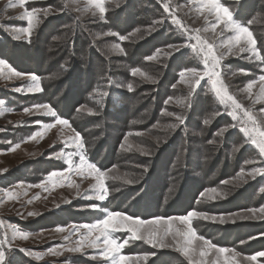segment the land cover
<instances>
[{"label": "rangeland", "instance_id": "374dc122", "mask_svg": "<svg viewBox=\"0 0 264 264\" xmlns=\"http://www.w3.org/2000/svg\"><path fill=\"white\" fill-rule=\"evenodd\" d=\"M232 1L240 0H220L234 14ZM25 7L41 10L30 41L26 34L14 39L20 29L27 27V21L20 18L25 9L17 0H0V101L4 102L0 105V251L5 254L0 264H113L102 256L104 237L99 229H92L93 239L100 236L97 247L68 249L77 247V242L88 234L86 226L96 225L108 213L147 221L185 216L191 211L209 217L192 220L197 237L229 250H210L201 257L199 253L205 246L195 239L193 261L264 264V257L248 259L264 251V176L251 175L254 169L264 168V155L240 130L246 120L243 110L234 109L230 102L222 103L207 77L192 92L179 75L188 69L205 71L203 54L191 47L198 43L197 37L212 44L220 56L228 52L223 44L233 34L222 24L212 31L215 15L198 11L194 0H103V19L88 0H33ZM46 9L50 10L47 16L43 11ZM258 13L249 22L255 27L264 16ZM61 16L75 22L76 30L81 27L86 32V46L100 58L91 57L92 64L85 66L81 76L75 73V67L67 75L63 66L61 71L51 72L60 83H68L66 91L46 100L44 80L48 83L45 75L51 66L42 67L43 54L24 51L32 60L18 63L20 69L7 58L20 60L17 55L23 50L19 45H30L36 36L42 42L41 48H46V38L53 43L57 39L58 43L66 35L54 39L52 32L65 33L69 27H55ZM253 35L255 38V31ZM69 44L77 53V43L70 39ZM117 44L122 52L113 50ZM241 46L246 44L242 42ZM257 49L259 59L233 47V54L224 56L217 70L228 93L264 127V81L260 80L264 76V56L258 45ZM4 51L6 58L1 55ZM150 56L156 58L148 60ZM31 63V69L42 75L30 71ZM94 65L103 67L97 71L103 76L90 90L85 84ZM136 69L139 72L133 74ZM31 75L38 78L40 91L29 90L36 87ZM185 79L194 82L190 73ZM249 83L253 85L251 94ZM157 102L160 110L155 108ZM45 105L55 111V117L47 114ZM59 106L67 107L68 112L77 109L71 118H64L57 113ZM57 118L67 120L69 125L56 123ZM205 120L209 122L205 124ZM172 124L177 126L170 128ZM222 129L226 131L218 134ZM77 133L83 149L77 146ZM198 145L197 154L202 150V156L208 158L204 171L212 176L196 168L200 162L190 164L188 169L185 166L184 161L191 155L190 151L185 154L186 150ZM88 147L96 158L103 159L104 170L88 159ZM81 156L86 164L106 174V199L96 198L95 174L87 168L77 170ZM145 173L149 176L144 177ZM118 206L122 208L116 209ZM172 224L180 231L186 228L179 221ZM14 230L27 233L28 238L14 235ZM111 235L124 244L120 255L129 258L127 264H192L175 250L179 237L169 235L166 243L171 247L159 249L133 239L126 230Z\"/></svg>", "mask_w": 264, "mask_h": 264}, {"label": "snow or ice", "instance_id": "6c2138e0", "mask_svg": "<svg viewBox=\"0 0 264 264\" xmlns=\"http://www.w3.org/2000/svg\"><path fill=\"white\" fill-rule=\"evenodd\" d=\"M20 7L24 8V13L20 17L22 19H25L27 21V27L20 29L18 35L14 36V39H20L21 34H26L29 37L32 29L36 26V23H38V13L41 11L39 9H33L31 11L27 10L25 5L29 2H33V0H17ZM194 2L198 5V11H207L208 14H214L216 23L211 24L212 31L216 30L217 24H222L223 28L229 32H231L233 35H231L227 41L224 42L223 46L228 49V52L217 56L213 50V45L210 43H207L204 40H201L199 37H197L198 43L191 45L192 49L196 51L198 54H203V63L205 65V71L203 73L198 72L196 69H188L186 72H181L179 75L181 77V81L184 83H189L190 88L192 92L195 91L196 87L200 85V82L205 77L208 78V81L211 83L212 88L216 95L220 98L222 103H228L230 102L234 109H241L244 111V115L246 117L245 120V126L242 127L240 130L249 138L250 142L259 149V152L261 155H264V127H261L258 123L255 116L251 114L248 110H244L242 108V105L237 102L235 97L230 95L227 91V86L224 84V81L221 79V73L217 70L219 68L220 62L222 59H224V56L228 54H233L232 49L233 47H239V52H250L253 55H255L258 59L260 58V52L257 49V41L254 38L253 32L250 31L249 27H246L240 23H237L233 19V13L228 8L225 7L220 0H194ZM89 5L94 6L98 9L100 18H104L105 8L103 7V0H88ZM15 6V5H13ZM167 7V5L165 6ZM44 15L47 16L49 14L50 10H43ZM207 19V17H205ZM174 23H178L177 21H173ZM138 31V30H137ZM223 34V33H221ZM120 40H124L125 37H119ZM242 42L246 44V46H241ZM175 49V51H179L180 49L176 46H170ZM113 50L116 51H123L120 46L114 45ZM160 50H157V55H159ZM156 56H150L147 59L153 60ZM0 65H3V61H0ZM243 71V70H241ZM139 72V69L134 70L133 74H136ZM190 73L193 77V81H188L185 79L186 75ZM14 75H20L19 73H13ZM143 75V73H140ZM235 74V73H234ZM30 79L36 83L35 89H29L34 91H40L39 87V80L35 75H31ZM261 81H264V76L260 77ZM252 83H249L247 86V89L250 90L252 88ZM129 89H131V85H129ZM251 94V93H250ZM261 94L264 95V87L261 88ZM4 102L0 101V105H3ZM47 110V114H50L52 116H56V113L54 110H52L49 106L45 105L43 106ZM25 111H29V109H25ZM264 111V109H262ZM167 115H172L171 113H166ZM230 115H233L234 113H229ZM177 120H179L180 123H183V118L177 117ZM209 121L205 120L204 123L207 124ZM56 123L62 124V125H69V122L67 120H62L57 118ZM251 124V127L247 126L248 124ZM177 125L172 124L169 125L170 128H175ZM48 127H52V125H48ZM226 129H222L220 133L222 134ZM38 135V134H37ZM76 142L77 146L83 149V141L80 139L79 134H76ZM16 147H19V145H16ZM236 149H234L235 151ZM81 164L78 166L77 170L83 171L85 168L90 173H94L96 180H97V190L98 195L97 199L104 200L108 196V190L105 185V178L106 174L103 172H100L99 169L96 168L95 165L92 164H86L85 158L83 156L80 157ZM262 175L264 176V168L260 169H254L253 173L251 175ZM52 175H57V173H53ZM127 183H132V181H126ZM211 192L215 193V189H211ZM215 198V197H213ZM261 211H264V209H261ZM29 215H33V213H29ZM195 218H205L208 219L205 214L197 213L196 211H191L185 216L180 217H170V218H163V217H157L152 220H142L140 218H134L131 216H127L123 213H108L105 219L99 221L94 226H86L89 227V232L87 235L83 236L78 242L77 247L68 249L69 251H81L85 245L88 247H97V241H99L100 236L104 237L103 243L104 248L102 249V256L105 259H110L113 261V264H127L128 257H125L123 255H120V250L124 246V244H121L116 239L112 238V233L119 232L122 230H126L127 232L131 233V237L135 240H141L145 241L146 243L153 246V248H159V249H166L170 248L171 245L166 243V238L169 235L173 236V239H176L179 237L180 239L177 242L176 251L183 253L184 256L188 257L190 261H192V264H204V261L201 260L199 262L193 261V248H192V242L195 239H199L203 241V244L205 246V250L201 251L199 255L201 257H204L208 255V252L210 250H215L219 253H224L229 251L225 248H218L215 244H212L209 240H204L203 237H197L195 230L192 228V220ZM210 219L216 220V217H211ZM220 222L223 223L224 219L221 217L219 218ZM172 221H179L181 224H184L186 226L184 231H180L179 229H174ZM2 223V222H0ZM92 229H99L100 236H96L94 239L92 238ZM59 231H63V229H58ZM14 235H19L22 239H27L28 234L24 232H20L19 230H14ZM67 239V237H65ZM2 243V242H0ZM124 243H127L125 241ZM52 251V250H49ZM58 254V253H54ZM4 252L0 251V262L4 260ZM264 257V251L256 253L255 255H252L248 257L249 260L255 261L257 257ZM118 257V260H117ZM232 264H236V262L233 260Z\"/></svg>", "mask_w": 264, "mask_h": 264}, {"label": "trees", "instance_id": "16d2710c", "mask_svg": "<svg viewBox=\"0 0 264 264\" xmlns=\"http://www.w3.org/2000/svg\"><path fill=\"white\" fill-rule=\"evenodd\" d=\"M141 2H144V0H138ZM136 6V5H135ZM232 6H235V13L233 14V17L237 20H241L240 22L242 23V25L248 26L250 28H252L255 31V39L257 41V45L259 46V49L262 50L263 52V56H264V16L262 17V19L259 21V24H256V27L254 25L249 24L250 21H252V19L254 17H256L257 15H259L258 12L260 13H264V0H240L238 1H232ZM135 9V8H134ZM111 16V15H110ZM64 16H61V19L59 22H56L55 27H57L58 25H63L64 29L66 28V24H69L68 30L63 33L61 30H57L54 31L52 33H54V39L57 37H59L58 35H62V37L64 35H66L63 39H61L58 43H56L57 39H55V42L53 43L54 40H51L49 38H46V48H41L40 44L42 42H40V38L38 36H36L34 38V40L29 44H21L19 45L22 50H23V54L19 53L17 56L19 57L20 60H18L17 62L12 60L10 57L7 58V60L9 61L10 59V63L12 65H14L15 67H17L18 69L21 68V66H18V63H24V62H29L32 60L31 56H26L24 51L27 52V54L29 52H35L40 51V54L42 55V67L44 68L47 64V69L51 66V69L49 71H47V74L45 75V79H48V83L45 82L44 80V87H45V94H46V100H51L52 97L54 96H59L60 94H62L63 91H66V83L67 80L64 83H60V80H56L54 77H51V72L53 71H61V66H63L62 70L63 72H65V74H71L72 69L77 68L75 73L78 74V76L83 75L86 70L85 66L87 67L88 64H92L91 61L93 58L91 57H95V58H100L99 55L96 53V51L90 47V46H86V39L89 38V36H86V32L81 31V27H78L76 30L75 27V22H73L70 19L64 20L63 19ZM114 23V22H113ZM251 25V26H250ZM70 28V29H69ZM99 29H102L100 25H98ZM253 31V32H254ZM50 38H51V33H50ZM43 39V38H41ZM71 39V41L74 43L76 42V47H77V53L76 51L72 50V45L69 44V40ZM49 45V47H48ZM54 46V49L52 50V47ZM16 47H14L13 50V54L16 55ZM2 56L6 55V52L4 51L2 54ZM4 58H6V56H4ZM54 60V61H52ZM32 64H30V71L33 73H40L37 72L36 69H31ZM65 64V65H64ZM95 64V62H94ZM39 68V67H38ZM37 68V69H38ZM90 67H88L89 69ZM94 71H92V73L89 76V79L87 80V83L85 84V88L86 89H94V84L99 82L102 79L103 74H98L99 71H101L103 69V67L101 68H96L94 65V68H92ZM98 71V72H97ZM43 73V72H41ZM40 73V74H41ZM42 75V74H41ZM95 78H98L95 81ZM56 87H58V91H54L56 89ZM84 87L82 86L81 89H83ZM49 96V97H48ZM51 97V98H50ZM160 107L158 102L155 104V108L156 110H160ZM77 109L73 108V110L71 112H68V108L67 107H61L59 106L57 108V113H59L58 115L64 118H71L74 114L75 111ZM197 126V125H196ZM200 126V125H199ZM198 126V127H199ZM87 137V136H86ZM196 140V139H195ZM232 140V138H231ZM196 144V143H195ZM198 146L195 147H191L190 149H187L185 154L188 153L190 151V160L184 161L186 168L188 169L190 164H194L197 165L198 162H200V165H197L196 168L199 171H202L203 175H206L207 177H209V175H213V174H206L204 171V168L206 165H208V158L207 156H202V150L201 153L199 152V154H197ZM192 150H194L193 152H191ZM87 157L88 159L92 162L97 164L101 170L105 169V166H103V159L101 157H95L94 153L89 149V147L87 148ZM197 155V156H196ZM202 159V160H201ZM169 162V161H168ZM148 175V173H145V176ZM149 176V175H148ZM129 200V199H128ZM127 200V202H128ZM119 202V201H117ZM126 202V203H127ZM113 203H116V200L113 201ZM122 208V206H118L116 209H120ZM255 253V252H253Z\"/></svg>", "mask_w": 264, "mask_h": 264}]
</instances>
